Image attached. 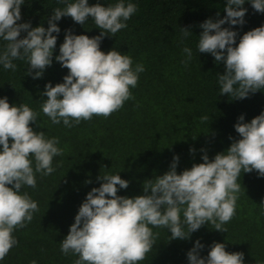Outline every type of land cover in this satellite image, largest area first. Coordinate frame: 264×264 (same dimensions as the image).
Segmentation results:
<instances>
[{"label":"clouds","instance_id":"1","mask_svg":"<svg viewBox=\"0 0 264 264\" xmlns=\"http://www.w3.org/2000/svg\"><path fill=\"white\" fill-rule=\"evenodd\" d=\"M24 2L0 0V65L5 70L15 71L14 61H24L25 75L42 78L53 62L61 31L57 21L62 17H71L82 26L91 18L100 29V34L92 37L65 30L55 60L68 74L55 86L47 82L40 93L41 98L46 97L42 112L52 124L63 122L72 128L93 116L107 118L134 99L130 89L137 86L144 65L133 67L132 57L116 48L104 52L100 44L105 36L115 37L127 28L126 21L137 12L136 4L118 0L105 6L99 2L90 5L88 0H58L65 6L52 10L45 28L43 24L33 27L30 21L18 23ZM249 3L254 11L264 13V0ZM244 4L245 0H226L223 18H208L199 25L202 31L196 45L199 53L211 54L217 64L223 62L225 71L218 72L220 93L232 99H244L264 89V25L245 32L238 44L237 32L222 27L245 23ZM22 32L26 33L23 37ZM190 32L181 28V43ZM182 52L186 56L182 63L187 66L193 50L185 46ZM38 117L27 104H10L6 96L0 98V261L18 244L13 232L25 228L39 211L38 203L22 188L35 189L36 173L51 175L55 171L53 158L63 155L58 137L47 138L44 131L30 126L38 123L42 127ZM234 128L239 139L225 151L210 159L202 149V162L180 173L179 156L174 155L168 171L143 181L141 195H118L119 189L129 186L119 174L97 176L100 186L86 194L68 234L60 241V252L76 256L73 264H139L156 244L159 233L153 228L170 231L168 240H188L205 224L227 233L225 225L236 214L241 173L255 171L264 177V111L250 122L241 114ZM203 248L197 239L186 253L188 264H245L243 252L226 251L222 242H213L207 256L201 255Z\"/></svg>","mask_w":264,"mask_h":264},{"label":"trees","instance_id":"2","mask_svg":"<svg viewBox=\"0 0 264 264\" xmlns=\"http://www.w3.org/2000/svg\"><path fill=\"white\" fill-rule=\"evenodd\" d=\"M88 2L106 6L118 0ZM128 2L137 5V12L115 37L105 36L100 48L104 52L116 48L132 57L133 67L142 63L145 71L139 74L137 86L130 89L134 99L107 118L93 116L66 128L63 122L52 124L41 109L46 97L41 98L40 93L45 84L62 83L68 74V69L55 60L65 30L90 37L99 35L100 29L91 18L84 26L71 17L57 21L61 31L58 35L53 33L57 35L53 62L42 78L25 75L24 61H14L15 71L0 65V98L6 96L10 104H27L38 112L42 127L38 123L30 126L34 131H44L47 138L58 137V147L63 149L62 156L53 158L55 171L51 175L36 173L37 187L22 188L38 203L39 211L25 228L13 232L18 244L0 264H30L33 259L37 264H73L77 257L63 255L60 241L68 234L86 194L100 186L97 176L119 174L129 181V186H117L118 195H141L143 181L168 171L174 155L179 156L178 173L201 163L202 149L213 159L239 139L234 125L241 114L245 122H250L264 111V89L244 99L221 95L218 72L224 73L223 62L217 64L211 54L197 50L202 31L199 25L208 18H223L226 0H125ZM64 6L58 0H25L18 23L30 21L33 27L43 24L47 28L52 10ZM243 7L247 9L243 25H222L237 32V44L245 32L264 25V13L254 11L249 0ZM181 28L191 31L183 43ZM24 35L22 32L21 37ZM2 46L0 41V49ZM185 46L193 50L187 66L182 63ZM204 116L208 119L202 121ZM190 148L195 152H190ZM238 183L241 191L236 214L225 225L227 233L205 224L188 240H168L170 231L153 228L154 233H159L156 244L139 264H188L186 253L197 239L204 245L202 256H207L213 242H222L226 251L243 252L245 264H264V177L255 171L241 173Z\"/></svg>","mask_w":264,"mask_h":264}]
</instances>
